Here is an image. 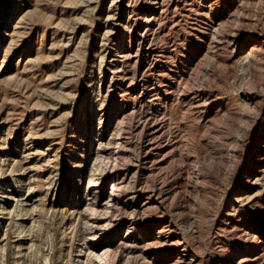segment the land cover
<instances>
[{
	"label": "rangeland",
	"instance_id": "1",
	"mask_svg": "<svg viewBox=\"0 0 264 264\" xmlns=\"http://www.w3.org/2000/svg\"><path fill=\"white\" fill-rule=\"evenodd\" d=\"M0 264H264V0H0Z\"/></svg>",
	"mask_w": 264,
	"mask_h": 264
},
{
	"label": "bare ground",
	"instance_id": "2",
	"mask_svg": "<svg viewBox=\"0 0 264 264\" xmlns=\"http://www.w3.org/2000/svg\"><path fill=\"white\" fill-rule=\"evenodd\" d=\"M121 56H122V55H121ZM154 124H155V123H154ZM151 126H153V124H152ZM151 129H152V128H151ZM151 129H150V130H151ZM157 130H158V129H157ZM149 133H150V132H149ZM151 135H152V134H151ZM188 181H191V182H197V179H195V178L192 177V178H189Z\"/></svg>",
	"mask_w": 264,
	"mask_h": 264
}]
</instances>
